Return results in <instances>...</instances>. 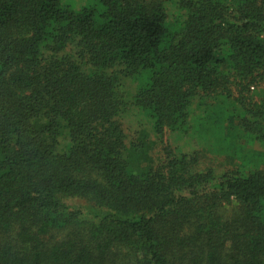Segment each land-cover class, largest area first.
Wrapping results in <instances>:
<instances>
[{"label": "trees", "instance_id": "1", "mask_svg": "<svg viewBox=\"0 0 264 264\" xmlns=\"http://www.w3.org/2000/svg\"><path fill=\"white\" fill-rule=\"evenodd\" d=\"M96 1L0 0V264H264V0Z\"/></svg>", "mask_w": 264, "mask_h": 264}, {"label": "rangeland", "instance_id": "2", "mask_svg": "<svg viewBox=\"0 0 264 264\" xmlns=\"http://www.w3.org/2000/svg\"><path fill=\"white\" fill-rule=\"evenodd\" d=\"M61 1L65 5H68L69 7H71L72 9H74L76 11H79L82 8L93 7V6L97 7L98 6V3L96 0H61ZM220 161L221 160L214 162L215 166L219 167ZM204 165H206V162Z\"/></svg>", "mask_w": 264, "mask_h": 264}]
</instances>
